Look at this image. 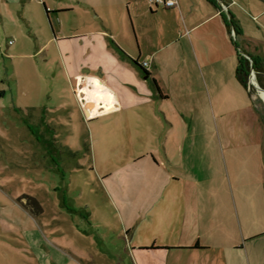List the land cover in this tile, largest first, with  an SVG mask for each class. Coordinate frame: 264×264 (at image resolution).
Instances as JSON below:
<instances>
[{
  "label": "crops",
  "instance_id": "obj_1",
  "mask_svg": "<svg viewBox=\"0 0 264 264\" xmlns=\"http://www.w3.org/2000/svg\"><path fill=\"white\" fill-rule=\"evenodd\" d=\"M176 1L165 9L152 0H113L109 35V22L90 16L96 5L85 0L78 3L84 12H75L73 0H0V31L38 29L47 35L43 50L61 48L63 84L82 102L88 123H97L93 133L101 141L85 149L99 185L91 193L125 232L126 248L116 247L113 256H127L128 264H264V101L236 77L238 50L264 68V0H222L241 29L239 49L212 3ZM70 15L78 24L88 17L93 26L65 34ZM87 37L97 42L72 61L71 48L61 43ZM97 51L113 62V87L96 73ZM96 80L103 100L91 95ZM104 103L112 108L103 110ZM36 126L51 131L53 124ZM72 201L66 211L73 216L54 220L68 228L60 238L47 236L52 264L55 252L85 264L83 236L101 242L95 210ZM80 220L91 230L83 232ZM29 234L21 238L27 244Z\"/></svg>",
  "mask_w": 264,
  "mask_h": 264
},
{
  "label": "rangeland",
  "instance_id": "obj_2",
  "mask_svg": "<svg viewBox=\"0 0 264 264\" xmlns=\"http://www.w3.org/2000/svg\"><path fill=\"white\" fill-rule=\"evenodd\" d=\"M47 1L59 3L63 0ZM73 1L72 4L78 9L75 12H84L83 6L78 4L80 0ZM85 2L96 5L95 12L91 11L90 16L98 15L106 19L111 25L107 31L109 35H113V0ZM228 14L233 16L232 12L226 13L227 16ZM81 21L78 24L74 15H70L67 20L65 18L63 33L72 34L82 26L89 31L93 26L88 17H85L84 24ZM51 23L53 27L56 26L55 18ZM26 29L0 31V264H13L14 261L29 262L24 264H52V259L47 257V236L50 239L60 238L63 230L68 228V224L64 225L62 221L58 224L54 220H62L66 214L73 216L72 212L70 214L66 211V207H71L69 199L95 210L94 229L101 242H96L95 234L92 237L83 236L82 247L85 251L81 257L84 263L128 264L127 256L111 254L116 247L126 248L125 232H120L115 215L111 217L109 211L102 208L103 200H96L91 193L93 190L97 191L99 185L85 149L91 148V144L97 149L101 143L97 133H93L97 123H88L82 102L75 97L74 91H68L69 86L66 85V89L63 84L61 48L50 44L49 48L43 50L42 44L47 35L42 33L45 32ZM96 29L100 27L97 25ZM42 35L45 38L41 39ZM107 41L111 45V39ZM237 41L239 44L238 39ZM22 42L23 47L17 48L16 45ZM95 42L94 38L87 37L61 44L63 49L71 48L74 58L72 61H77L76 57L82 54V50L91 43L93 47ZM240 54L243 55L242 52ZM94 56L101 62V68L96 73L104 76L113 87V73L109 67L113 62L100 51ZM252 66L250 64V70ZM87 69L89 68H82L81 71ZM254 73L257 81L255 69ZM247 81L249 84V76ZM95 84L98 90L91 95L101 100L106 94L102 93L103 87L98 80ZM249 86L259 98L260 94L254 87L256 82ZM261 99L264 101L262 97ZM102 108L106 110L112 108V105L104 103ZM262 117L264 120V114ZM40 123L53 124L52 130H41L36 126ZM77 165L85 168H78ZM32 201H36L41 209ZM20 205L34 216L31 218L32 222L24 215L26 211ZM9 224L16 227H8ZM79 225L83 232L91 230L86 220H80ZM26 230L30 231L28 236L31 244L21 239ZM21 241L28 246L23 247ZM97 244L101 247L100 253L97 247L96 251L93 250ZM21 248H25L27 252L19 251ZM55 254V264H76L64 254ZM155 262V259L151 260L152 264Z\"/></svg>",
  "mask_w": 264,
  "mask_h": 264
},
{
  "label": "trees",
  "instance_id": "obj_3",
  "mask_svg": "<svg viewBox=\"0 0 264 264\" xmlns=\"http://www.w3.org/2000/svg\"><path fill=\"white\" fill-rule=\"evenodd\" d=\"M210 3H212L215 7H217L220 11L221 14L225 20V24L229 30V33L231 31V26L230 24H233V29L236 32L237 37L241 34V29L240 27L235 23L233 16H231V20L228 18V16L226 15V13L223 12L220 3L217 0H208ZM236 48L239 49L237 42L233 41ZM251 61L253 62V68L255 69V71L257 72V81L258 84L260 85V87L264 88V68L261 64L260 61H258L257 59L249 56ZM250 60H248L246 57H244L243 55L240 54V51L238 50V66L236 69V77L238 79V81L246 88L248 89V76H249V72H250ZM145 74L149 75L146 71ZM156 84V82H155ZM157 87V86H156ZM249 93L252 94V90H249ZM32 203L34 205H37L38 209H41L40 206L37 204L36 201H32Z\"/></svg>",
  "mask_w": 264,
  "mask_h": 264
},
{
  "label": "built area",
  "instance_id": "obj_4",
  "mask_svg": "<svg viewBox=\"0 0 264 264\" xmlns=\"http://www.w3.org/2000/svg\"><path fill=\"white\" fill-rule=\"evenodd\" d=\"M152 5L153 6H162L163 8L165 9H173L176 5H177V1L176 0H152ZM221 8L223 11H227V7L226 6H222L221 5ZM230 37L233 41H236L237 40V35H236V32L235 30L232 28L231 31H230ZM248 60H250V63L252 64V61L250 59V57H247L245 56ZM143 68H148L149 66V63L148 62H143L142 64ZM255 73H254V70H251L250 72V75H249V81L250 83L249 84H254L253 83V79H255ZM248 84V89L251 90L250 86Z\"/></svg>",
  "mask_w": 264,
  "mask_h": 264
},
{
  "label": "water",
  "instance_id": "obj_5",
  "mask_svg": "<svg viewBox=\"0 0 264 264\" xmlns=\"http://www.w3.org/2000/svg\"><path fill=\"white\" fill-rule=\"evenodd\" d=\"M222 6H225L224 4H223V2H222V0H217ZM229 16H228V18L231 20V15L230 14H228ZM230 26H231V28H233V24L231 23L230 24ZM242 54L244 55V56H247V57H249L246 53H244V52H242ZM145 78L147 79L148 78V75L146 74L145 75ZM255 82H256V89H257V91L259 92V90H261V91H264V88H262V87H260L259 85H258V82L255 80Z\"/></svg>",
  "mask_w": 264,
  "mask_h": 264
},
{
  "label": "bare ground",
  "instance_id": "obj_6",
  "mask_svg": "<svg viewBox=\"0 0 264 264\" xmlns=\"http://www.w3.org/2000/svg\"><path fill=\"white\" fill-rule=\"evenodd\" d=\"M253 83L255 84V80L253 79ZM260 96L264 99V91L259 90Z\"/></svg>",
  "mask_w": 264,
  "mask_h": 264
},
{
  "label": "flooded vegetation",
  "instance_id": "obj_7",
  "mask_svg": "<svg viewBox=\"0 0 264 264\" xmlns=\"http://www.w3.org/2000/svg\"><path fill=\"white\" fill-rule=\"evenodd\" d=\"M252 64H253V62H252ZM251 70H254L253 66H252ZM251 70H250V71H251Z\"/></svg>",
  "mask_w": 264,
  "mask_h": 264
}]
</instances>
